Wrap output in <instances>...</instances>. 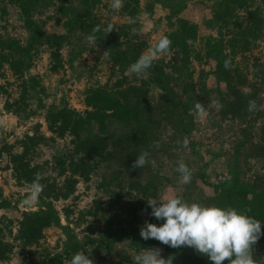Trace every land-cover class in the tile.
I'll return each instance as SVG.
<instances>
[{
  "label": "trees",
  "instance_id": "16d2710c",
  "mask_svg": "<svg viewBox=\"0 0 264 264\" xmlns=\"http://www.w3.org/2000/svg\"><path fill=\"white\" fill-rule=\"evenodd\" d=\"M57 1L54 12L60 14L64 29L50 33L42 27L41 18H51L47 13L51 0H0V113L25 120L35 109L42 110L48 131L46 134L41 122L35 121L12 141L7 140V134L0 136V159L6 158L1 169L9 170L14 186L23 190L6 197L0 187V208L19 211L16 219L0 216V264H70L75 253L85 251L88 255L87 250H92L94 264H134L133 257L149 248H160L163 258L174 256L173 264H212L191 247L171 248L140 236L145 220L157 226L164 223L148 214L147 199H159L162 188L179 181L174 170L179 159L191 169L192 180L184 189L181 185L176 195L189 203L235 208L259 220L264 232V0H146L143 4L123 0L118 11L106 7L108 18L117 14L139 18L143 11L152 17L157 8L164 12L156 17L164 29L153 44L168 36L170 51L141 78L128 72L152 45L138 32L130 35L132 27L140 29V18L135 25L101 22L93 8L105 5L102 0ZM9 7L15 10L22 36L7 33ZM205 7L209 16L201 24L214 35L203 36L200 49L193 50L200 24L194 13L202 14ZM109 24L114 28L107 34ZM96 25L101 31L90 44L102 53L101 61L109 65L114 80L84 87L81 110L63 99L45 103L41 79L30 72L34 59L46 49L50 73H58L64 66L72 69L73 61L88 48L79 45L75 51L72 47L66 59L61 48L72 39L88 42L86 36ZM151 30L156 31L155 23ZM259 46L261 51H257ZM229 58L231 67L225 69L224 61ZM192 59L211 61L212 66L199 69L194 76ZM8 74L18 87L12 99L6 88L10 82H2ZM206 78H211L214 86H208ZM212 99H218L223 108L217 111L211 107ZM33 100L35 109L31 108ZM249 100L256 101L257 110H248ZM197 101L208 111L204 125L195 120ZM201 136L208 141L216 137L218 143L209 146ZM184 137L190 140L187 148L178 143ZM154 141L159 142L158 147ZM223 142L228 150L222 149ZM42 148L49 150V159L38 160ZM145 150L156 167L148 164L134 169L135 159ZM220 156L226 157L219 162L226 170L222 173L211 167L215 179L206 181L210 173L205 167ZM36 173L42 174L44 188L38 202L26 207L20 201ZM91 179L97 180L94 183L106 200L94 199L74 215L71 201L61 207L60 216L55 202L69 197L74 200L76 184L81 181L88 189ZM196 179L212 193H205L204 187L194 191ZM51 227L59 229L63 238L49 249L40 241ZM259 247L264 249V235L254 245L256 259L264 254ZM15 255L20 256L17 263L11 261Z\"/></svg>",
  "mask_w": 264,
  "mask_h": 264
},
{
  "label": "clouds",
  "instance_id": "9594fccd",
  "mask_svg": "<svg viewBox=\"0 0 264 264\" xmlns=\"http://www.w3.org/2000/svg\"><path fill=\"white\" fill-rule=\"evenodd\" d=\"M123 7V0H112L110 8L118 11ZM137 18H130L128 23L135 25ZM114 26L109 24L106 33L113 31ZM101 31L100 25L92 29V33L86 36L89 43L96 42L95 33ZM138 29L132 27L130 35H136ZM172 41L168 36H162L155 44L150 45L139 58L132 63L128 72L141 78L147 74L153 63L164 54L169 53ZM225 69L231 67V58L224 61ZM210 106L217 111L223 108L218 99H212ZM255 100L248 101V110H257ZM195 113L200 118H205L208 111L205 106L197 101L194 105ZM159 146V142H153ZM182 147L187 148L190 144L188 137L179 141ZM151 164L156 167V161L150 158L148 151H142L135 159L132 167L144 168ZM175 172L179 174V183L187 185L191 183L192 171L183 159L176 161ZM42 174L36 173L31 182L29 192L23 197L20 203L31 207L38 202L44 185L40 182ZM147 204L151 208L149 215L157 220H163L160 226L145 220L140 227V236L144 240L155 239L163 245L171 248L182 246L191 247L197 253L207 256L212 264H264V257L256 259L253 256L254 245L264 235L261 230V222L246 213H240L235 208L222 209L215 205L203 206L199 203H189L182 196L172 195L167 198H149ZM145 212L147 209L144 210ZM160 248H149L146 251L136 254L133 257L134 264H173L174 256L163 258ZM80 251L72 256L70 264H94L90 259L92 250Z\"/></svg>",
  "mask_w": 264,
  "mask_h": 264
},
{
  "label": "rangeland",
  "instance_id": "374dc122",
  "mask_svg": "<svg viewBox=\"0 0 264 264\" xmlns=\"http://www.w3.org/2000/svg\"><path fill=\"white\" fill-rule=\"evenodd\" d=\"M72 1V0H71ZM74 4L76 3V0H73ZM146 0H140V3L143 4ZM258 1V0H256ZM106 3L105 5L99 4L97 7L93 8V13L96 15V18L101 22H108L112 21L115 23H125L128 22L130 18L126 15L120 16L119 14L114 15L110 18L106 16V7H109L112 3V0H102V3ZM204 3V1H201ZM60 1L57 0H51L50 3V10L47 11V13L50 15L51 18L43 17L41 18V25L42 27L50 32V33H58L63 31V25H62V18H59L60 14L57 12H54L57 8ZM207 4V3H206ZM201 8V6H200ZM208 8L205 7L202 9V14H195L194 16L197 20L200 21L199 24V37L195 39L192 42V49H200L202 46L201 38L207 34H213V31L205 29L201 22L209 16V12L207 10ZM15 13V10L13 7H9V14L6 16V23H7V33L10 35L15 36H22L23 31L21 29V26L19 25V19ZM163 11H160V8H157L155 11V15L152 17H149L148 14L145 13V11L139 13V18L141 20V27L138 28V33L143 36V38L150 44H153L155 41V37L162 32L164 29L163 23L157 22L156 19L158 14H163ZM45 16V15H44ZM157 20V21H156ZM3 23V22H1ZM152 23H155L156 31L151 30ZM149 32V35L146 36V33ZM80 40V41H79ZM72 39L71 42L68 45H64L63 48H61V54L66 59L67 53L71 48L73 47L76 51L77 47L79 45H83L84 47L88 48L87 51H82L80 56H78L73 62L72 69L64 66V69L62 71H59L58 73H50L47 68L48 64V56H47V50H42L39 55L34 59V66L31 68V73H37L38 76L41 79V83L43 84L45 88L43 96V101L45 103L49 102H58L59 100L63 99L67 102V105H70L72 107H75L78 110H81L83 108L82 104V97H83V88L86 86L94 85L97 83H104V82H112L115 78V76L110 75V67L107 63H104L101 61L102 59V53L100 50H98L93 44H90L89 42H86L85 39ZM86 42V43H85ZM78 43V44H77ZM263 45V44H262ZM92 46L93 50H91L89 47ZM261 47H257V51H261ZM256 51V50H255ZM254 51V52H255ZM145 52V51H144ZM167 58V57H165ZM191 65L194 69V76H197V72L199 69L206 70L210 66H212V62L209 61L208 63L204 62H197L196 60H191ZM8 73V72H7ZM208 86L212 87L214 86V82L211 80V78H206ZM9 81L10 83L6 85L8 96L10 99L13 97H16L18 94V87L15 83L12 81V77L8 74L6 75L5 79H2V82ZM1 103V102H0ZM31 108H34V100L31 103ZM195 120L200 124L204 125L207 122V117L200 118L197 114H195ZM35 121H39L42 124V130L48 134V131L44 127V123L42 121V110L35 109L34 113L29 116L25 120H21L20 118H16L10 113H7L5 111L0 113V136H4L7 134V140L12 141L14 137H19L22 135L24 131H26L32 123ZM202 129V128H201ZM200 139L208 144L209 146L215 147L217 145V138L213 137L210 141L206 140L204 136H201ZM222 149L228 150V144L226 142L222 143ZM49 150L46 148H42L40 151V157L39 159H49ZM204 160L207 159L205 156L203 158ZM226 157H219L218 160L214 159V163L209 164L205 167V171L210 173L211 167L214 166V169H218L222 173H224L225 166L221 165L219 162L224 161ZM6 158L3 155L0 159V187L3 192V195L6 197L11 196V192H18L21 193L23 190L19 187H15L13 184L12 177L9 175V170L1 169V166L5 163ZM200 163V162H199ZM162 171V170H161ZM160 173H164L163 171ZM221 177V176H219ZM224 177V176H223ZM206 181H213L215 179L214 175L212 173L206 175ZM97 180L91 179L88 182V189L85 188L83 183L80 181L76 184V190L73 193L77 196L74 200L72 198H67L66 200H58L55 202V207L59 210V213L61 212L60 209L63 205L70 203L73 201L75 205V211L73 212V215L75 214L76 210L88 207L92 205V200L94 199H101L103 201L106 200V195L98 189L96 184ZM174 184H167L164 188H162L160 192V198H167L168 196L176 195L180 192L182 184L179 183V181H173ZM190 186V184H188ZM196 185H198V188H193L194 191L198 192L199 187H204L205 193H212L210 187H206L205 184H203L202 181H199L196 179ZM187 185H183V189ZM194 187V186H193ZM105 203H103L102 206H104ZM18 209H21L20 207ZM5 215L6 217H9L11 219H16L19 217V211L12 208H0V216ZM72 215V216H73ZM60 216L61 213H60ZM61 223H64L63 218L61 217ZM15 226L13 225L12 231H15ZM74 231L80 236V232H78L77 228H74ZM44 238L41 239V243L43 246H46L49 249H52L55 246L56 240L58 238H63V234L59 229H56L54 227L48 228L45 230ZM6 239L11 240V236H6ZM260 246V245H258ZM17 250V246L14 248V251ZM258 251H264V249L261 247L258 248ZM20 256L15 255L11 261L13 263H17ZM262 257H264V254H262Z\"/></svg>",
  "mask_w": 264,
  "mask_h": 264
}]
</instances>
